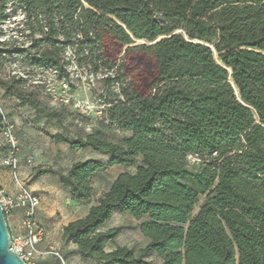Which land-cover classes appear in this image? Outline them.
I'll return each mask as SVG.
<instances>
[{"label":"trees","instance_id":"obj_1","mask_svg":"<svg viewBox=\"0 0 264 264\" xmlns=\"http://www.w3.org/2000/svg\"><path fill=\"white\" fill-rule=\"evenodd\" d=\"M9 7L23 15L22 29L40 35L33 63L53 69L69 44H99L102 28L125 45L151 42L137 46L154 57L149 91L119 84L107 118L84 136L50 133L28 119L54 143L109 155L37 172L59 175L73 199L89 200L95 172L136 165L63 227L81 255L97 264H264V0H0V25ZM0 87L46 121L70 113L40 107L4 80ZM112 125L131 136L110 140ZM117 211L142 220L145 246L104 248L119 235L121 226L102 229Z\"/></svg>","mask_w":264,"mask_h":264},{"label":"rangeland","instance_id":"obj_2","mask_svg":"<svg viewBox=\"0 0 264 264\" xmlns=\"http://www.w3.org/2000/svg\"><path fill=\"white\" fill-rule=\"evenodd\" d=\"M6 14L8 17L0 25L3 30L0 33V80L8 82L24 95L33 96L40 107L45 109L63 107L70 112L61 119L46 121L43 111L37 112L29 104L20 103L21 99L16 95H4V89L0 87V102L15 132L17 129L20 132L27 129L35 130L29 125V119L35 126H43L50 133L63 132L70 137L84 136L91 131L92 126L107 118L104 109L107 102H115L120 95L119 84H123L128 92L149 91L156 75L154 57L149 52L139 50L137 46L143 42L147 44L151 42L133 39V42L125 45L108 29L102 28L99 44H69L61 52L60 65L53 69L44 62L33 63L32 56L43 43L33 42L34 39L38 41L40 35L32 36L26 29H22L23 15L19 11L12 13L10 7ZM212 50L216 61L220 62L214 48ZM109 78L117 79L115 82H109ZM106 122L108 123L107 120ZM111 130L108 138L114 142L132 134L114 125L111 126ZM42 133L45 135L42 141L34 139L40 150L38 152L42 157L45 156L42 163L45 167L65 171L73 160L84 159L92 154L89 147L87 150L76 151L66 143H53L45 132ZM0 140H3L1 133ZM23 145L29 146L28 142ZM96 156L100 160L109 161V155L104 152ZM135 168V164L132 166L117 164L108 166L107 170L95 172L91 179L93 191L89 199L106 192L118 173L132 172ZM202 200L203 196L198 198L193 213L198 211ZM141 221L125 212L117 211L102 229L121 226L114 243L137 250L146 242V237L139 230ZM147 258L159 262L154 252Z\"/></svg>","mask_w":264,"mask_h":264},{"label":"crops","instance_id":"obj_3","mask_svg":"<svg viewBox=\"0 0 264 264\" xmlns=\"http://www.w3.org/2000/svg\"><path fill=\"white\" fill-rule=\"evenodd\" d=\"M42 132H39V130L37 129H27L21 132L17 129L15 132L18 138L19 147V163L15 174L22 183L26 184L25 186L28 189L34 191L40 198V203L38 205V208L36 209L35 221H37V223L44 229L45 236L43 240L40 241L37 245V249L40 251V253L36 255V263L97 264L95 260L91 258H84L78 251L76 243H74L72 239L65 238L62 235V230L63 227L66 226L68 223L73 222L78 218H83L84 216H86L90 206L94 204L96 198H98L99 196L96 198L92 197L89 200H76L71 197L69 190L65 186H63L59 175L52 172H44V174L36 176L39 170H42L43 168H51L45 167L42 164L43 160L45 159V156L42 157L38 152L40 150L39 147L36 146L37 143L34 139L38 138L42 141L43 136H45ZM26 142H28L29 144L28 147H25L23 145ZM73 150L81 151L87 149ZM90 151H92V154L90 156L80 160H85L88 158L98 159L96 155H98L99 152L93 151L92 149ZM28 156L31 157V163L26 162ZM78 160H73V162ZM73 162H71L70 165ZM53 170L57 172H64V170L61 169ZM104 170H107V168ZM112 181L110 182L107 188L108 190ZM16 189L17 184L16 179L14 177V172L10 168L0 167V190H2V192H4L8 196H15ZM23 215L24 209L22 208H15V210L12 211L11 216L7 218L8 228L10 232L22 233L24 231L22 227ZM148 241L149 239L146 238V242L143 246H145ZM107 243L108 242L105 243L104 248L107 251L112 250L115 243L109 242V245ZM50 250L58 252L59 255L50 253Z\"/></svg>","mask_w":264,"mask_h":264},{"label":"built area","instance_id":"obj_4","mask_svg":"<svg viewBox=\"0 0 264 264\" xmlns=\"http://www.w3.org/2000/svg\"><path fill=\"white\" fill-rule=\"evenodd\" d=\"M0 133L3 140H0V167L10 168L14 172L17 189L15 196H8L0 190V203L4 212L5 220L11 216L15 208L24 209L22 218L23 232H10V249L17 254L25 264H37L36 255L40 253L37 245L44 238V229L35 221L36 209L40 203L39 196L28 189L17 177L18 167V138L13 131V124L5 114L2 103L0 102ZM31 163V157L26 159ZM8 224V221H7ZM9 229V228H8ZM50 253L59 255L58 252L50 250Z\"/></svg>","mask_w":264,"mask_h":264},{"label":"water","instance_id":"obj_5","mask_svg":"<svg viewBox=\"0 0 264 264\" xmlns=\"http://www.w3.org/2000/svg\"><path fill=\"white\" fill-rule=\"evenodd\" d=\"M178 32H180V30H178ZM231 72L232 71L230 70V73ZM227 81L232 85L235 95H237L235 83L232 82V79L230 81V77ZM10 242L11 237L9 236L8 224L5 220L4 212L0 203V264H25L24 261L10 249Z\"/></svg>","mask_w":264,"mask_h":264},{"label":"bare ground","instance_id":"obj_6","mask_svg":"<svg viewBox=\"0 0 264 264\" xmlns=\"http://www.w3.org/2000/svg\"><path fill=\"white\" fill-rule=\"evenodd\" d=\"M230 81H231V78H230Z\"/></svg>","mask_w":264,"mask_h":264}]
</instances>
